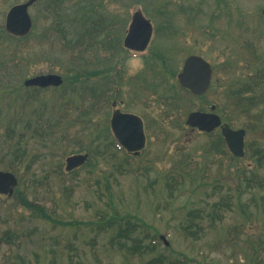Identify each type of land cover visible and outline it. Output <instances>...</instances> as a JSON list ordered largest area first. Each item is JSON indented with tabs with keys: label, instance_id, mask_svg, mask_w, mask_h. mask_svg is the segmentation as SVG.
Instances as JSON below:
<instances>
[{
	"label": "rangeland",
	"instance_id": "374dc122",
	"mask_svg": "<svg viewBox=\"0 0 264 264\" xmlns=\"http://www.w3.org/2000/svg\"><path fill=\"white\" fill-rule=\"evenodd\" d=\"M23 1L0 0V27L8 8ZM216 2L37 0L29 7L32 29L24 39L0 30V169L12 162L17 148L23 160L18 191L10 196L0 193V264H146L162 254L174 264H264V156L259 163L253 155L257 147H264V128L235 105L226 108L230 90L237 91L248 80L264 81L263 73H255L264 68V0H228L230 41H217L216 53L231 58L233 72L226 79L217 76L209 96L225 121L249 127L243 157L205 153V144L219 130L209 135L185 123V115L197 103L169 108L166 116L161 113L169 106L158 104L156 97L150 111L157 122L152 135L140 154L129 155L117 148L108 132L112 78H106L110 102L102 112L96 105L102 88L96 74L102 40L119 34L115 60L123 52L124 30L133 11L140 9L157 26L170 24L161 31L158 27L151 44L170 52L176 62V30L188 24L178 18L180 8L199 26L209 19L206 8ZM196 6L203 8L204 16L196 15ZM239 22L244 32L238 30ZM56 24L66 33L54 29ZM86 28L93 37L85 35ZM244 43L252 44L258 61L245 64L239 53ZM114 60L103 63L113 66ZM142 65L140 55L128 54L123 78ZM46 73L60 74L63 83L47 89L23 85L24 79ZM171 79L168 83L176 84V76ZM120 88V98L130 100L129 87ZM262 91L264 84L252 94L257 98ZM78 151L88 152L89 162L66 171L65 157ZM25 201L42 206L55 221L44 219ZM112 214L117 220L108 230L85 224ZM126 227L129 234H119ZM162 264L171 263L164 258Z\"/></svg>",
	"mask_w": 264,
	"mask_h": 264
},
{
	"label": "flooded vegetation",
	"instance_id": "af4514ba",
	"mask_svg": "<svg viewBox=\"0 0 264 264\" xmlns=\"http://www.w3.org/2000/svg\"><path fill=\"white\" fill-rule=\"evenodd\" d=\"M195 8H197L198 10V13L196 15L201 14V16H204L203 8H199L197 6ZM180 9L181 11L178 14V18L182 21L184 20L188 22V24L183 26L180 25L179 29L176 30L178 34V45L176 48L178 52L176 62H173L170 52L160 50L158 45L152 46L151 44L152 38H157L158 35L156 34L159 31L169 27L170 24L164 21L160 26H157L155 24H152L150 18L146 19V21H148L151 25L150 37L147 41L146 47L140 50L137 47L135 48L127 45L125 42L130 32V26L133 22V18L131 17L124 30V37L122 40L123 52L118 55L115 60L114 57L116 55V52L121 46L119 34L108 36V38H106V41L105 39L102 40L100 68H98V77L102 82V88L100 93L98 94V106L100 107V111L102 112L103 106L106 103L110 102L109 99H106L108 93L111 91H108L110 84L108 82L109 79L106 80V78H112L114 88L111 95L112 100L109 103L112 107L110 117H112L113 114H116V116H118L119 118L122 114L137 115L142 120L143 131L145 133L146 140L150 135H152V131L154 129L152 127V124L156 125L157 123L153 120L152 115L150 114L153 103L152 97L158 98L157 100H155L158 104L169 106L164 110V112L161 113V115L165 114L166 116H168L169 108L179 110L180 108L183 109V107L190 106L193 103H197L196 105H198V107L195 110H189L185 115V123L188 115L194 111L203 113H215L220 117L221 124L228 123L224 120V116L218 110V104L212 103L209 96L211 95V92H213V88L215 87V84L217 82V76H222L224 79H226L233 72V64L231 58L226 57L223 54L218 57L216 53L217 41H219L220 43H227L228 41H230L229 34L231 27L229 22L232 15V4H230L228 0H219V2L213 3L211 5V8H206L207 13L209 14V19L206 20V23L199 26L193 22L192 17H189V15L186 16V14H184V12H186L185 9ZM237 24L238 30L240 29L242 32H244V30L241 29V22ZM117 27H119V25ZM158 27L160 28L159 31ZM148 31V26L146 27L144 23L139 22V26L135 30V36L131 38L132 42L135 43L134 46H142V43ZM202 33L206 34L211 39L207 37L202 38ZM187 39L190 40L186 42ZM200 42L204 44L199 45ZM245 44L246 43L243 44V49L239 52L241 58L245 60V64L249 65L250 62L258 61V56L256 57L254 53L252 54L248 52L246 50V47L244 46ZM130 53H134L137 56L140 55L142 57L144 66L142 65L138 72L131 74L129 78H123V70H121L122 65L124 64L127 55ZM192 57H194V59L192 60V62L194 61L193 63L189 61V59H191ZM200 59H203V61ZM111 60H114L113 66L104 65L105 61ZM190 70L191 72H195L196 74L201 72L202 74L209 75L208 83H200L198 81L197 91L195 92L192 91V89L186 87L181 82V77L184 78V75L187 74ZM260 71H263V67H258L255 73H260ZM174 75L176 76V84H174L175 86L173 84H169L170 82L168 83V81L172 80L171 76ZM154 78L157 79L156 82H154ZM162 83L165 84L163 91L170 90L172 91L171 94H163V91L159 90ZM121 84H126L129 87L130 100H123V98H120ZM261 84L263 85L264 82L258 83L256 85V88H259ZM254 86L255 84H252L251 87L253 88ZM250 90L251 89L249 88L245 89L246 92L244 94L246 96L244 95V100H242L239 104H233L234 102H231L232 96L234 94L233 91L230 90V92L227 94L228 104L226 108L231 109L235 105L236 109H242L241 112L249 115L250 119L255 118L260 125L259 127L264 128V91L258 93L256 98L257 100L255 101L254 98H251L252 91ZM173 91H175L174 93L176 94H174ZM198 102L202 105H200ZM129 103L131 105H134L135 108H130L129 106H127V104ZM255 108L256 111L253 112L252 110ZM177 117L178 119L181 118V116ZM110 119L111 118H109V122ZM125 125H128V123L125 122ZM189 127L192 130L196 129L198 132L205 134L213 133L216 130H219V133H221V125L215 127L211 132L200 131L197 127ZM211 137L214 138L215 134ZM259 147L264 156V147ZM143 149L140 150V153L143 151ZM127 154L135 155L132 152H127ZM219 154L225 155L228 154V152H219Z\"/></svg>",
	"mask_w": 264,
	"mask_h": 264
},
{
	"label": "water",
	"instance_id": "95a60500",
	"mask_svg": "<svg viewBox=\"0 0 264 264\" xmlns=\"http://www.w3.org/2000/svg\"><path fill=\"white\" fill-rule=\"evenodd\" d=\"M35 0H27L25 2L13 5L6 14L5 19V29L7 32L23 36L28 33L31 28L32 20L28 12V7ZM264 15V8H263ZM139 22L144 23L148 26V32L142 43V46H134L132 39L135 36V30L139 26ZM151 25L146 19L142 16L140 11H136L133 16V22L130 26V32L126 38V44L131 47H137L143 49L150 37ZM134 40V39H133ZM133 44V45H132ZM194 57L189 59L190 62ZM201 60V59H200ZM194 62V61H193ZM192 62V63H193ZM190 66V65H189ZM181 77V82L185 86L192 89V91H197L198 81L200 83H208L209 75L191 72V70ZM62 82V78L58 74H41L31 78H27L24 81V84L37 85V86H48V85H59ZM124 116V117H122ZM125 122L128 125H125ZM187 122L193 126H198L200 129L211 130L213 127L220 124V119L216 114L212 113H203V112H192L189 114ZM111 127L116 137L128 150H137L143 147L144 145V135L142 132L141 121L135 115H125L122 114L119 118L116 114L113 115L111 119ZM222 133L225 137V140L232 150L233 153L237 155L243 154V129H231L227 124L222 126ZM88 157V154H72L66 157V169L71 170L74 167H77L83 164ZM17 183L16 177L8 171L0 170V192L11 194L13 192V186Z\"/></svg>",
	"mask_w": 264,
	"mask_h": 264
},
{
	"label": "trees",
	"instance_id": "16d2710c",
	"mask_svg": "<svg viewBox=\"0 0 264 264\" xmlns=\"http://www.w3.org/2000/svg\"><path fill=\"white\" fill-rule=\"evenodd\" d=\"M55 6L56 5H54L53 4V8H54V11H57V7L55 8ZM50 9V8H49ZM56 13V12H55ZM57 14V16L59 15V11L56 13ZM54 29H56V30H59L58 29V24H56V28H54ZM55 30V31H56ZM61 30V29H60ZM51 34H52V32H51ZM62 34H64V32L62 33ZM46 35L48 36L49 35V30H47L46 31ZM61 38H62V36H61ZM24 39V38H23ZM18 40L19 41H21L22 40V38H18ZM76 45H78V43L77 44H74L73 46H72V48L75 50L76 48L78 49L79 48V46H76ZM71 48V49H72ZM15 59V57H13V60ZM264 77V76H263ZM18 148L17 149H15V150H13L12 152L15 154V156L13 157V158H11L10 159V161H12L11 163H7L6 164V169L7 170H10V171H12L13 173H15L17 176H19V178L21 179L22 178V174H21V172H20V169H19V164L21 163L22 164V156H20V154L18 153ZM180 162L182 161V160H179ZM14 162V163H13ZM185 165H186V162H185ZM186 171H188V169H185ZM167 185L169 186V185H171L170 183H167ZM18 191V190H17ZM25 204L26 205H28V206H31V207H34V208H36L37 209V211H39V213L41 214V216L44 218V219H48V220H54L53 219V217H52V214L51 213H49V212H47V211H45L44 210V208L42 207V206H39V205H36V204H34V202H32V201H25ZM53 213H54V210H51ZM116 220H117V217L115 216V215H110V216H105V215H98V221H87V222H85V224H92L93 226L95 225L96 226V228L100 231V230H108L109 228H111L113 225H115V222H116ZM55 221V220H54ZM129 227H126L125 229H120V231H119V234H121V233H124V235H128L129 234ZM132 248H133V250H136V249H139V248H134L133 246H132ZM151 250H154V246L152 245V246H150L149 247ZM127 249H129V251L131 250V248L130 247H127ZM142 251H143V248H141L140 249V252L142 253ZM162 257H164V258H166L164 255H159L158 257H156L155 259L154 258H151L150 260H148L147 262H146V264H162L163 263V261H164V258H162ZM156 260H158V262L156 261ZM178 261H180V260H178ZM170 263L171 264H174V261L173 260H170Z\"/></svg>",
	"mask_w": 264,
	"mask_h": 264
}]
</instances>
